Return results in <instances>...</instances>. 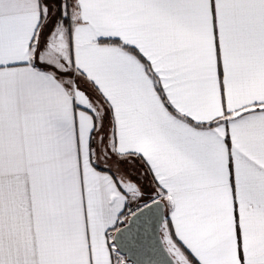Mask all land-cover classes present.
Segmentation results:
<instances>
[{"label":"snow or ice","instance_id":"snow-or-ice-1","mask_svg":"<svg viewBox=\"0 0 264 264\" xmlns=\"http://www.w3.org/2000/svg\"><path fill=\"white\" fill-rule=\"evenodd\" d=\"M0 264H264V0H0Z\"/></svg>","mask_w":264,"mask_h":264}]
</instances>
